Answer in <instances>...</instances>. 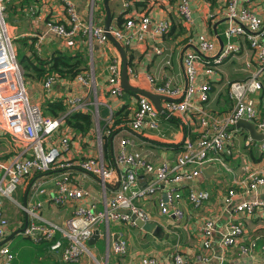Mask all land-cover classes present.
I'll use <instances>...</instances> for the list:
<instances>
[{"label":"crops","instance_id":"crops-1","mask_svg":"<svg viewBox=\"0 0 264 264\" xmlns=\"http://www.w3.org/2000/svg\"><path fill=\"white\" fill-rule=\"evenodd\" d=\"M66 1L73 3L85 23L104 27L107 20L104 0ZM227 1L218 0L216 7L212 8L206 0H190L193 21L189 24L179 14L180 0L110 1L113 29L119 28L118 22L121 17L129 20L139 19L145 15L152 21L168 20L171 23L170 32L162 37L148 33L144 41L133 39L129 46H123L127 52L128 65H131L128 67L133 69V73L129 72L132 86L154 93L150 84V78H153L157 85L170 82L173 87L181 90V94L175 98L162 95L169 100L161 101L163 112H159L160 127L157 130L144 127L139 133L131 130V122L138 109V99L141 95L126 91L122 97L111 95L108 66L113 58L121 59L113 42L100 45L94 41L93 46H90L83 36L63 39L48 34L47 22L67 23L65 0L6 1L7 23L12 34H18L15 36L17 59L20 54L32 57L33 52L36 51L44 61L51 60L56 52L72 56L80 54L87 61V68H84L80 75L91 74L93 80L88 86L80 83L76 77L59 79L51 91H45L43 82L30 81L34 89H38L37 85L40 84L42 90L46 92V102L56 100L66 102L67 99L74 97H84L86 103L78 111L93 115L94 129L87 135L78 134L71 128L63 126L62 123L54 144H58L63 135H69L71 138L70 149L63 160L78 162L87 158H98L115 171L114 183L107 184L104 189L99 178L86 174L75 166L68 169L72 184L85 190L88 195L79 202L59 205L54 201L53 196L56 192L55 180L61 176L62 169H55L47 175L33 174L15 192L21 201L15 197H13L15 201L11 200L12 204L15 203L18 206L15 207L17 209L8 207L7 199L4 200V212L10 221L8 237L25 225L26 214L19 205L27 206L34 213L29 215L28 225L38 223L64 226L66 221L74 215L75 210L82 206L94 204L99 211L105 210L107 203L118 189L120 175L126 171V167L117 162L122 138H135L136 147L132 151L140 152L151 164L173 165L185 140L188 138L194 140L199 135V112L178 113L170 120H166L163 117L164 111L168 102L181 101L189 87L184 57L188 52L199 53L197 37L205 35L216 44L215 54L202 56L207 61H212L226 46L228 42L225 36L228 26L225 15ZM251 6L258 16L264 17V0H254ZM13 16L18 17L20 22ZM181 26L184 29L182 32H180ZM20 39H26L28 45L21 48L18 43ZM31 39H33L35 51L30 49ZM234 41L243 46L242 54L215 66L214 74L208 76L203 68L205 66L200 62L198 64L199 75L196 83L209 85L210 101L207 104H201L196 96L193 100L198 109L216 118L228 115L234 108L235 103L229 97L231 83L244 81L253 72V70L245 69V62L251 57L247 44L241 38H236ZM20 50L23 53H19ZM261 81L263 90L252 94L250 98L255 102L258 115L264 118L262 116L264 74L261 76ZM124 108L129 110V122L115 125L114 115ZM67 110L70 112L68 105ZM96 113L97 117L94 116ZM254 142L256 141L252 140L246 129L236 128L234 141L229 146L228 152L221 155V162L212 161L203 165L200 168V176L189 184L169 182L162 185L161 191L177 189L182 193L181 207L185 211L183 220L179 221L162 215L158 207V195L142 201L137 200L138 204H135L149 213L150 222L162 227L163 232L160 237L147 233L138 226L110 222L109 225L103 224L97 228L99 231L97 240L88 242L90 254L84 256L79 262H64L62 249L52 250V241L44 239L36 243L25 234L23 236L37 246L28 248L22 253L15 251L10 244L13 238L19 235L17 234L8 243L15 254L12 264H85L88 261L93 264H141L145 258H154L157 264H175L176 254L184 258L185 264H218L220 261L224 264H264V251L261 249L264 246V211L259 210L253 215L235 212V207L246 200H264V187L246 194L240 186V182L247 179L250 174H264V152L261 149V142H256L258 144ZM107 144L108 152L105 150ZM0 148L5 151L0 159L12 161L14 157L21 154L23 147L0 131ZM138 173L143 178L142 186L152 184L154 176L147 175L141 169ZM192 188L210 193V199L198 209L194 208L188 200V194ZM41 190L45 192L41 193ZM230 190H234L236 196L231 205H226L224 200ZM208 219L216 223V232L210 250L204 249L202 237L199 234L200 224ZM231 224L243 226L246 235L235 246L224 248L220 241ZM120 237L128 241L129 248L125 256H119L112 250V244ZM56 239H61V235L58 234ZM252 240L258 241V247L249 254H242L240 247L248 245ZM66 245L67 242L63 240V246ZM200 257H205L207 260H200Z\"/></svg>","mask_w":264,"mask_h":264},{"label":"built area","instance_id":"built-area-1","mask_svg":"<svg viewBox=\"0 0 264 264\" xmlns=\"http://www.w3.org/2000/svg\"><path fill=\"white\" fill-rule=\"evenodd\" d=\"M254 0H228L225 8L228 26L225 36L228 40L226 46L212 61L205 60L202 56L213 55L216 52V44L205 35H199L196 39L198 52H188L184 57L185 74L189 82L181 101H170L164 111L163 117L170 120L178 113L199 112V135L196 139H186L180 154L173 165L164 164L156 166L148 162L140 152L132 149L136 147L135 138H122L119 144L117 162L126 167L124 174L120 175L119 186L114 197L107 203L105 210L99 211L96 205L78 207L74 215L68 219L64 226L40 225L31 223L24 234L34 242L41 240L52 241V250L62 249L64 262H79L84 256L90 254L88 242L93 237L100 225H109L110 222L128 223L137 226L136 220L150 222L149 213L137 206L135 201L146 200L158 195V207L164 216L177 220L185 218V211L181 207L182 193L177 189L161 191L163 184L176 183L186 185L197 179L200 168L212 161H220L221 155L228 152L236 133V125L240 120H246L255 124L257 129L264 133V118L258 115L255 102L250 98L252 94L263 90L261 76L264 74V17L257 15L251 6ZM190 0H180L179 14L188 24L193 21ZM67 23L49 21L46 24L47 33L58 38L74 39L85 37L90 46L94 41L100 45L110 42L107 32L102 26H94L85 23L73 3L65 0ZM6 0H0V131L9 135L23 148L20 155L12 161L0 159V264H12L15 254L8 243L3 242L8 238L10 221L4 212V200L13 199V194L19 186L33 174H49L55 169H62L61 176L55 180L56 192L54 201L59 204L79 202L88 193L70 181L68 169L78 167L86 174L99 178L104 189L107 184L114 183L115 171L107 167L101 159L87 158L78 162L63 160L64 155L70 149L71 138L63 135L58 144L47 143L60 131L62 119L46 117L42 108L30 102L13 38L10 35L8 24L5 20ZM171 30L168 20L152 21L149 16L139 19H129L123 29L110 27L109 33L122 45L129 46L133 39L144 41L148 33L155 36H164ZM241 38L251 52L245 62V69L253 70L251 76L244 81L231 83L229 97L234 101L233 110L222 118H216L200 110L195 106L193 98L196 96L199 103L207 104L210 101V87L208 84L197 85L199 75V62L205 67V73L209 76L215 73V66L222 64L227 59L238 56L243 52V46L234 41ZM214 66V67H213ZM133 73V69L128 70ZM109 84L111 95L122 97L124 89L121 86L122 61L113 58L108 66ZM77 79L84 85H90L93 80L90 73L78 75ZM59 82L57 75H50L43 81L45 91H51ZM153 92L172 98L181 94L179 88L172 86L170 82L157 85L150 78ZM84 97H74L66 100L70 112H75L84 107ZM160 113L148 98L140 96L138 109L131 122V130L141 132L144 127L157 130L160 127ZM95 117L98 114H94ZM264 152V141L261 142ZM143 170L147 175L154 176L152 184L142 186L143 178L138 170ZM246 194L260 187H264V174L252 173L247 179L240 182ZM45 190H41L44 193ZM236 196L234 190H230L224 203L231 205ZM210 199V193L205 190L190 189L188 200L198 209ZM18 204V203H17ZM28 215H34L27 206L19 205ZM264 211V200H246L235 207L236 213L253 215L257 211ZM151 223V222H150ZM216 223L212 219L203 221L199 226V234L202 237L203 247L210 250L213 244ZM60 234L61 239H56ZM246 235V230L240 224H231L220 241L224 248L235 246ZM63 240L67 245L63 246ZM258 247V241L252 240L248 245L241 246L242 254H249ZM128 241L120 237L112 244V250L119 256L128 253ZM264 251V246L261 248ZM200 260H207L200 257ZM175 264H185L180 254L174 256ZM85 264H93L88 261ZM141 264H157L154 258H145ZM218 264H224L220 261Z\"/></svg>","mask_w":264,"mask_h":264},{"label":"trees","instance_id":"trees-1","mask_svg":"<svg viewBox=\"0 0 264 264\" xmlns=\"http://www.w3.org/2000/svg\"><path fill=\"white\" fill-rule=\"evenodd\" d=\"M211 4V7H216L218 0H206ZM129 20H124L123 17L119 19L118 29H123ZM184 31L181 26L180 32ZM31 50H34L33 39ZM21 48L28 45L26 39L18 40ZM35 51V50H34ZM20 65L24 70L27 81L43 82L50 75H57L59 79H74L87 68V61L80 54L72 56L71 54L56 52L51 60H42L37 52H33L32 57H28L26 54H20ZM129 67L131 65L129 64ZM132 94L131 92H128ZM43 114L46 117H51L54 119H62L63 126L69 127L78 134L87 135L94 129V120L91 113L69 112L67 110L66 102L63 100L48 101L43 108ZM128 108H124L120 112L114 115V124L118 125L121 122L128 123ZM264 117V112L263 115ZM254 144H258L254 142ZM106 145V144H105ZM106 152H108V144L105 147Z\"/></svg>","mask_w":264,"mask_h":264},{"label":"water","instance_id":"water-1","mask_svg":"<svg viewBox=\"0 0 264 264\" xmlns=\"http://www.w3.org/2000/svg\"><path fill=\"white\" fill-rule=\"evenodd\" d=\"M110 1L112 0H104V7L107 12V20L104 25V30L107 32L110 41L114 43V45L116 46L117 50L119 51L121 55V59H122L121 86L126 92H132V93L148 98L150 101H152V103L155 105L157 110L162 113L163 108L161 106V101L163 99L169 100L168 98H164V96L162 95H157L152 92L142 90L130 84L129 71H128L129 65H128L126 49L109 33L111 23H112V11L110 9ZM236 127L239 129L241 128L246 129L249 132L252 140L256 142L264 141V133L259 132L254 123L246 121V120H240L237 123ZM111 141H113V139ZM118 186H119V182H118ZM24 204L26 205V201L24 202ZM136 224L138 227L142 228L145 232L153 234L154 236L160 237L162 235V232H163L162 227L158 226L155 223L144 222L143 220L137 219ZM27 227H28V217L26 216L24 227L18 230L17 232H15L14 234H12L11 236H9L3 242V244L9 243L15 235L24 233ZM98 238H99V231L96 230L93 237L90 239L89 242L92 243Z\"/></svg>","mask_w":264,"mask_h":264},{"label":"rangeland","instance_id":"rangeland-1","mask_svg":"<svg viewBox=\"0 0 264 264\" xmlns=\"http://www.w3.org/2000/svg\"><path fill=\"white\" fill-rule=\"evenodd\" d=\"M6 1H8V0H6ZM11 1L12 0H10V2ZM13 17H14V19L16 21H19L20 22V19L18 17H16V16H13ZM5 20H7L6 17H5ZM7 22H8V20L6 21V23ZM8 27H9V25H8ZM9 32H10L11 37L13 38V43H14L15 48H17V45H16L17 43L15 41V36H18V34L17 33H15V34L13 33L12 34L10 27H9ZM20 52L23 53V51H21V50L19 51V53ZM19 60H20V55L18 56V61ZM22 76H23V79H24V82H25V85H26V89H27V92H28V96H29L30 102L31 103H34V104H36L38 106H40L42 108V110H43V108L45 106V103H46V97H45L46 92L44 90H42L40 84L37 85L38 89L32 88L30 81H27V79H26V76L24 74V70L22 71ZM57 134L58 133H56L53 136V139L52 140L47 141V143H49V144L53 143L57 139V137H58ZM10 142H11V140H10ZM4 152H5L4 149L3 148H0V156H3L4 155ZM13 197H15L16 199H18L19 201H21V198L17 197L16 193L13 194ZM11 202L12 201L10 199H7V206L8 207H11V208L18 207V206H16L15 203L12 204ZM135 203L138 204L137 201H135ZM15 209H17V208H15ZM18 210H20V209L18 208ZM26 216L28 217V220H29V215L26 214ZM23 235H24V233L15 236L13 238V240L11 241V244H10V245H12V248L15 251H18L19 253H22V251H25L28 248H32L34 246H37L36 243H34L33 241H31L28 238H25Z\"/></svg>","mask_w":264,"mask_h":264}]
</instances>
